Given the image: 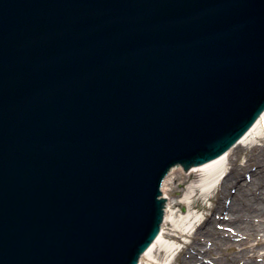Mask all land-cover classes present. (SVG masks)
Returning a JSON list of instances; mask_svg holds the SVG:
<instances>
[{
    "label": "water",
    "instance_id": "water-1",
    "mask_svg": "<svg viewBox=\"0 0 264 264\" xmlns=\"http://www.w3.org/2000/svg\"><path fill=\"white\" fill-rule=\"evenodd\" d=\"M263 111L264 0H0V264H138Z\"/></svg>",
    "mask_w": 264,
    "mask_h": 264
},
{
    "label": "bare ground",
    "instance_id": "bare-ground-1",
    "mask_svg": "<svg viewBox=\"0 0 264 264\" xmlns=\"http://www.w3.org/2000/svg\"><path fill=\"white\" fill-rule=\"evenodd\" d=\"M257 139L264 142V111L252 122V128L248 127L241 135L238 143L231 145L229 152L192 166V175L201 179L186 197L194 195L197 199L212 200L213 206L207 209L204 218L198 220L190 214L178 216L177 212L169 214V208L176 203L168 200L161 234L157 232L149 249L139 257L138 264L142 259L159 264L160 254L171 255L177 250L164 243L165 239L179 240L181 235L188 233L187 229H192L193 241L186 246L188 254L175 264H264V153L255 152L258 147L253 141ZM245 150H249L246 160L238 163L236 156ZM227 165H230L228 171L217 183L220 191H214L218 176ZM182 171L183 168L175 166L166 180L175 179L173 174ZM215 248L225 250L223 261L212 255ZM237 256L245 260H238Z\"/></svg>",
    "mask_w": 264,
    "mask_h": 264
},
{
    "label": "rangeland",
    "instance_id": "rangeland-1",
    "mask_svg": "<svg viewBox=\"0 0 264 264\" xmlns=\"http://www.w3.org/2000/svg\"><path fill=\"white\" fill-rule=\"evenodd\" d=\"M253 144H256V146L258 147V149L255 151L256 153L257 152L264 153L263 141L257 139L253 141ZM248 152L249 150L240 152L236 156L237 162L243 163L246 160ZM229 166L230 165H227L226 168L223 171H221L220 175L218 176V181L216 182V188L214 191H220V185H217V183L221 181L224 174L228 171ZM177 173L178 172H175L173 174V177H175V179L172 178L173 180L167 179L165 181L164 197L169 198V200L174 201L173 203H176V205L169 208L168 213L170 214V212L172 213L177 212L179 213L178 216H185L186 214H190L196 217L198 220H202L204 218V215H206L208 212L207 209L213 206L212 200H207V199L204 200L203 198L197 199V197L194 195L193 196L191 195L192 196L191 198L186 197V194L189 193L191 187L200 182L201 177L198 175L196 176L194 174L191 176L182 175L183 171L178 174ZM178 218H176V220ZM164 231H166V226ZM187 231L188 233H186V235H181L179 240L178 239L176 240L175 238L165 239L164 243L174 246L177 250H175L171 255L160 254L158 258V262L160 261L159 264H167L170 262L175 264V261H180L185 253L188 254L189 249L186 248V246L188 244H191L193 239L191 236L192 229H187ZM174 234L178 235L176 233ZM180 250L182 251L181 254L177 255L176 252ZM214 251L215 252H213L212 255L215 257H219V259L222 258L220 260L223 261V258H225L224 253H226L225 250L221 249L220 251V249L215 248ZM236 258L241 261L245 260V258L239 256H237ZM141 264H154V263H151L146 259H142Z\"/></svg>",
    "mask_w": 264,
    "mask_h": 264
}]
</instances>
